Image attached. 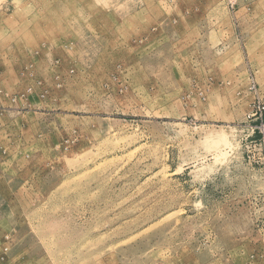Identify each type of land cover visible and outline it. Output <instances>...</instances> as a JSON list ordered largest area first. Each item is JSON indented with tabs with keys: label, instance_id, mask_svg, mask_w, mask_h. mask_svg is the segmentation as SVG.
I'll return each mask as SVG.
<instances>
[{
	"label": "rangeland",
	"instance_id": "obj_1",
	"mask_svg": "<svg viewBox=\"0 0 264 264\" xmlns=\"http://www.w3.org/2000/svg\"><path fill=\"white\" fill-rule=\"evenodd\" d=\"M262 102L264 0H0V264H264Z\"/></svg>",
	"mask_w": 264,
	"mask_h": 264
},
{
	"label": "built area",
	"instance_id": "obj_2",
	"mask_svg": "<svg viewBox=\"0 0 264 264\" xmlns=\"http://www.w3.org/2000/svg\"><path fill=\"white\" fill-rule=\"evenodd\" d=\"M252 110H253V115L254 116L257 115V117L259 118L260 126L263 127V125H264L263 124V121H264V102L257 103L256 107H254V109H252ZM259 132H260L259 129L255 130V133L258 135L260 134Z\"/></svg>",
	"mask_w": 264,
	"mask_h": 264
}]
</instances>
